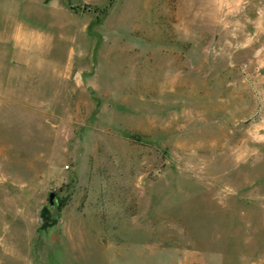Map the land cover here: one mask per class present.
<instances>
[{"label":"rangeland","instance_id":"374dc122","mask_svg":"<svg viewBox=\"0 0 264 264\" xmlns=\"http://www.w3.org/2000/svg\"><path fill=\"white\" fill-rule=\"evenodd\" d=\"M0 264H264V0H0Z\"/></svg>","mask_w":264,"mask_h":264},{"label":"water","instance_id":"95a60500","mask_svg":"<svg viewBox=\"0 0 264 264\" xmlns=\"http://www.w3.org/2000/svg\"><path fill=\"white\" fill-rule=\"evenodd\" d=\"M57 199L54 191L48 193V205H43L39 208L37 216L39 224L37 226V232H47L49 228L56 225L58 222V215L54 216L50 212V208L56 205Z\"/></svg>","mask_w":264,"mask_h":264}]
</instances>
